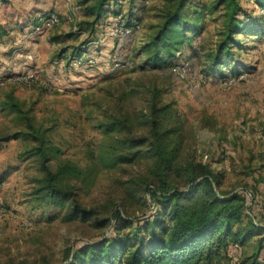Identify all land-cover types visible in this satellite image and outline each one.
I'll return each mask as SVG.
<instances>
[{
  "label": "rangeland",
  "instance_id": "374dc122",
  "mask_svg": "<svg viewBox=\"0 0 264 264\" xmlns=\"http://www.w3.org/2000/svg\"><path fill=\"white\" fill-rule=\"evenodd\" d=\"M87 1L74 0L73 20L66 17L71 5L65 0L0 1V264H62L77 244L107 228L92 217L62 219L64 206L40 194L34 134L57 148L44 161L51 168L60 162L78 166L68 184L81 205L95 208L96 218L106 216L115 202L127 214L150 207L125 190L128 178L145 172V159L112 164L107 153L117 137L143 134L154 93L170 102L181 120L178 160L207 162L221 174L219 189L249 191L242 222L250 216L264 221V23L260 34L234 33L240 45H231L221 58L237 57L238 64L213 66L208 54L223 33L222 5L185 0L189 20L196 13L200 28L177 56L155 65L144 59L140 45L160 23L164 0L109 1L108 8L137 16L139 27L131 35L112 36L100 22L99 40L82 52L75 47L95 35L89 22L81 21L90 19L82 11ZM237 2V18L255 25L258 5ZM45 10H55L58 23L31 32L33 14ZM71 52L94 59L71 65ZM115 58L133 63L115 68ZM232 64L239 66L235 74L228 71ZM23 73L32 79L23 81L18 77ZM113 117H125L127 127L104 132L98 122ZM258 236L230 240L226 264H264V238L256 248Z\"/></svg>",
  "mask_w": 264,
  "mask_h": 264
},
{
  "label": "trees",
  "instance_id": "16d2710c",
  "mask_svg": "<svg viewBox=\"0 0 264 264\" xmlns=\"http://www.w3.org/2000/svg\"><path fill=\"white\" fill-rule=\"evenodd\" d=\"M109 1L118 2L89 0L82 3V11L90 19L81 21L89 22L91 29H97L106 14L120 11L118 7L108 8ZM128 1L132 3L134 0ZM164 1L160 23L140 45V50L145 52L144 59L155 65H164L177 56L176 53L181 52L179 46L190 42L194 32L200 28L196 13H192L189 20L184 9L185 0ZM254 2L261 9L259 18L253 19L255 25L237 18L236 13L240 9L237 0H214L210 4L211 8L222 5L223 33L212 54H208L213 66L232 61L239 63L237 57L221 58L223 54L230 53L231 45H240L234 33L251 35L262 32L264 0ZM123 14L127 21L135 18L139 22L137 16ZM75 49L80 50L79 44ZM231 67L228 69L230 74L239 70V66L232 64ZM14 105L12 101L11 106ZM143 123L146 126L143 134L117 137L116 146L107 153L112 164L145 159V172L128 178L125 184L126 192L131 193L135 200L141 196L147 206L152 204L139 214L123 213L115 202L106 216L96 218L95 208L81 205L68 184L69 177L79 173L78 166L60 162L51 168L44 161L57 148L41 134L33 135L37 143L31 149L41 164L37 186L40 194L47 202L64 206L61 216L64 220L84 221L92 217L94 224L107 226L100 236L77 244L62 264H226L230 240L242 242L259 234L255 247L261 246L264 221L255 222L251 216L244 222L241 219L251 193L247 195V190L242 188L233 191L219 189L221 174L207 162L178 160L181 120L171 103L162 102L154 93ZM98 125L104 132H121L127 127V122L125 117H113L98 122Z\"/></svg>",
  "mask_w": 264,
  "mask_h": 264
},
{
  "label": "built area",
  "instance_id": "2783aa9c",
  "mask_svg": "<svg viewBox=\"0 0 264 264\" xmlns=\"http://www.w3.org/2000/svg\"><path fill=\"white\" fill-rule=\"evenodd\" d=\"M74 0H65V3L71 5L70 11L66 14V17L69 20H73V9L75 5L73 4ZM59 15L55 10H45L41 12L35 13L33 18L31 19L30 28L32 32H39L45 28H49L52 25L58 23ZM103 28L107 34L112 36L120 35L127 36L133 34L135 30L139 27V22L135 18H131L129 21L126 20L125 15L118 11L116 13H108L104 16L102 20ZM99 40V36L95 34L94 36L88 38L86 41H81L79 43L80 51L84 52V49L88 48L92 43H96ZM84 54V53H83ZM71 54V65L72 64H87L93 61L92 56L86 54ZM132 60L130 59H112V67L120 68V67H128L132 65ZM107 65V62L105 63ZM1 76V75H0ZM23 81H30L32 79L31 73H23L18 76ZM247 195H249V191H246ZM152 207V204H150Z\"/></svg>",
  "mask_w": 264,
  "mask_h": 264
},
{
  "label": "crops",
  "instance_id": "0c3cea01",
  "mask_svg": "<svg viewBox=\"0 0 264 264\" xmlns=\"http://www.w3.org/2000/svg\"><path fill=\"white\" fill-rule=\"evenodd\" d=\"M36 13V12H35ZM35 13L33 14V15H35ZM30 26V25H29ZM32 32V31H31ZM94 32H95V34H96V29H94ZM86 50V49H85ZM84 52H86V51H84ZM87 55H89L88 53H86ZM30 55V54H29ZM91 56V55H90ZM92 58L94 59V57L92 56ZM1 67V66H0ZM1 69V68H0Z\"/></svg>",
  "mask_w": 264,
  "mask_h": 264
}]
</instances>
